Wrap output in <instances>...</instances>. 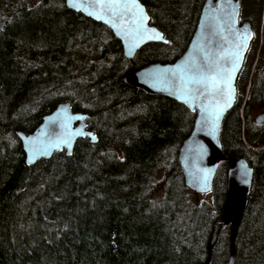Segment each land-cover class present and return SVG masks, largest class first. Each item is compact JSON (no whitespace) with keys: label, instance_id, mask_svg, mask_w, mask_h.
Wrapping results in <instances>:
<instances>
[{"label":"trees","instance_id":"16d2710c","mask_svg":"<svg viewBox=\"0 0 264 264\" xmlns=\"http://www.w3.org/2000/svg\"><path fill=\"white\" fill-rule=\"evenodd\" d=\"M139 1L167 45L143 47L132 63L107 28L63 0H9L0 13V264H204L208 247L209 264H228L226 163L211 203H194L176 154L194 114L123 83L184 53L204 0ZM259 90L255 105L264 104ZM239 102L220 127L226 158L247 157ZM61 103L90 116L97 143L79 140L71 157L27 167L16 133L31 134ZM246 114L249 145L264 146V126ZM252 170L234 264H264V194Z\"/></svg>","mask_w":264,"mask_h":264},{"label":"water","instance_id":"95a60500","mask_svg":"<svg viewBox=\"0 0 264 264\" xmlns=\"http://www.w3.org/2000/svg\"><path fill=\"white\" fill-rule=\"evenodd\" d=\"M65 7L70 11L78 13L107 28L114 38L119 41L122 48L123 58L132 63L135 55L147 45H167L163 35L159 30L150 24V18L144 9L148 20L145 22V28L153 29L159 34L161 39H144L141 42L134 43L132 40H125L110 24L104 23L103 19L97 20L86 14L85 11H77L67 7L66 0H63ZM228 0H204L201 5L199 17L193 35L189 44L182 55L173 63L160 64L151 63L130 72L123 78V83L128 87L138 89L148 96L164 97L175 101L179 105L184 106L191 114H194L193 127L189 136L182 141L178 149L177 162L183 179V184L187 191L194 196L210 194L213 186L214 176L216 175L219 164L226 163V191L223 209L221 214V222L223 226L229 229L228 240V264H234L236 258V236L242 222L244 212L247 207V199L250 193L252 183L253 170L247 164L244 158H226L221 153L220 130L224 119V115L234 106L236 98L235 83L243 63L245 52L249 44V29L246 24L238 25V0H230V7L226 8ZM144 7L139 0H137ZM217 5L220 8H217ZM236 8L235 22L231 23L226 12ZM215 17V19H213ZM239 36L245 40V47L241 49V57L239 66L234 70V74L230 81L232 89L231 100L228 101L223 108L219 119L216 122L215 131L210 130V126L204 122L203 114L200 107L193 102L192 106L186 104L182 99H177L174 89H170L167 83L163 82L165 78L172 75V70L178 65L184 63L186 57L201 56L198 51L200 48L207 49L212 56L213 70H216V64L220 68H230L231 63L227 53L232 49L233 41ZM211 41V43H209ZM202 59V56H201ZM171 93V94H170ZM215 101L209 97L200 98L199 103H214ZM70 117L71 119H66ZM90 116L81 113H74L69 103H61L49 115L43 117L41 124L31 133L24 134L17 132L21 148L25 156V164L27 167L35 166L39 161H46L52 158L56 153H62L67 157H71L74 145L79 140L87 139L91 145L97 143L94 133L87 130L86 122ZM255 124H264V110L255 118ZM67 124L65 129L63 125ZM71 133V139L67 145L59 144L50 146L49 141L55 140L57 136ZM206 177V178H205ZM211 249L208 247L207 259L204 264H209Z\"/></svg>","mask_w":264,"mask_h":264},{"label":"snow or ice","instance_id":"6c2138e0","mask_svg":"<svg viewBox=\"0 0 264 264\" xmlns=\"http://www.w3.org/2000/svg\"><path fill=\"white\" fill-rule=\"evenodd\" d=\"M66 3L70 9L85 11L87 15L97 20L103 19L104 23L110 24L125 40H132L138 44L144 39H161L155 30L145 28L148 17L137 0H66ZM227 7H230V0L226 3ZM217 8L220 6L217 5ZM226 14L230 22L234 23L236 8L231 7ZM246 39L247 37L242 40L237 36L233 41L232 49L227 53L230 68H220L216 64V70H213L212 56L207 49L200 48L198 51L202 59L201 56L186 57L184 63L173 69L172 75L163 81L170 89H174L177 99H182L189 106L195 102L200 107L204 122L210 126L212 132L215 131L216 122L223 108L231 100L230 81L234 70L239 66L241 49L246 46ZM203 97L212 98L215 102L200 104L199 100ZM63 127L67 128L66 122ZM70 139L71 133L66 132L57 136L55 140H50L49 145H67Z\"/></svg>","mask_w":264,"mask_h":264},{"label":"flooded vegetation","instance_id":"af4514ba","mask_svg":"<svg viewBox=\"0 0 264 264\" xmlns=\"http://www.w3.org/2000/svg\"><path fill=\"white\" fill-rule=\"evenodd\" d=\"M238 1V25L242 26L243 24H246L248 26L247 29H249L250 34V38L248 40V49L245 52L246 54L244 56L241 69L235 83L236 98L234 106L237 105L240 101V113L242 112V115L244 111L247 110L250 96L252 98V103L255 104V100L253 97L257 94L258 91H260L259 89L264 90V7L262 11V0ZM260 14L262 16L261 29H259ZM255 48L258 49L256 55L254 53ZM243 89L246 90L244 101H242V93L244 91ZM239 92H242L240 93L242 94V96L239 94ZM262 126H264V124L257 125L254 121L253 127L260 128Z\"/></svg>","mask_w":264,"mask_h":264},{"label":"rangeland","instance_id":"374dc122","mask_svg":"<svg viewBox=\"0 0 264 264\" xmlns=\"http://www.w3.org/2000/svg\"><path fill=\"white\" fill-rule=\"evenodd\" d=\"M7 1H9V0H0V13L4 12V10L6 9ZM261 4H262V11H263L264 0H262ZM261 14H262V12H261ZM261 14L259 15L260 16L259 29L262 28V16H261ZM257 51H258V49L255 48V52H254L255 55L257 54L256 53ZM246 89H247V87H246ZM243 90H244L243 93L239 92V94L240 93L243 94V96H242V94H240L243 97L242 101H244V98L246 95L245 94L246 90L245 89H243ZM242 101H241V103H242ZM263 107H264V104L263 105H255L252 103V101L248 103L246 115H247V119L250 121L251 124L254 125V120L259 115V113H261L263 111ZM241 113L239 115H241ZM241 118H242V126H244L245 120H244L243 115H241ZM91 133H93V132H91ZM241 137H242V141H243V143L247 149V150H245L246 156H247L245 160L248 161V164L250 165V167H252L253 169H256V175H255L256 176V181H255L256 187L255 188H257V191L259 193L258 197H260L264 194V155L259 157L257 154L264 151V146H262V145H259V146L249 145V142L246 139V136L244 135L243 127H242V131H241ZM211 197H212L211 193L205 194V195H198V196L193 195V200H194V203H197V204H200L203 202L210 204L211 203L210 201H212ZM209 246H210V244H209Z\"/></svg>","mask_w":264,"mask_h":264}]
</instances>
